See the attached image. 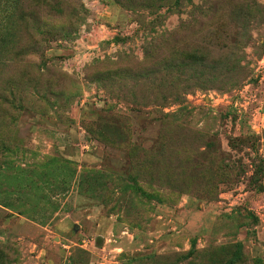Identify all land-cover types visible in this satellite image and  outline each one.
<instances>
[{
    "label": "rangeland",
    "instance_id": "rangeland-1",
    "mask_svg": "<svg viewBox=\"0 0 264 264\" xmlns=\"http://www.w3.org/2000/svg\"><path fill=\"white\" fill-rule=\"evenodd\" d=\"M0 264H264V0H0Z\"/></svg>",
    "mask_w": 264,
    "mask_h": 264
}]
</instances>
